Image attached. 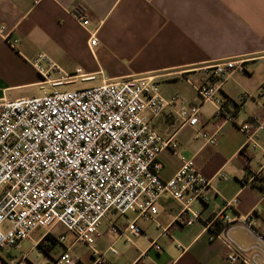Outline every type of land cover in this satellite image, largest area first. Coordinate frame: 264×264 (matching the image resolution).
<instances>
[{
    "label": "crops",
    "instance_id": "crops-1",
    "mask_svg": "<svg viewBox=\"0 0 264 264\" xmlns=\"http://www.w3.org/2000/svg\"><path fill=\"white\" fill-rule=\"evenodd\" d=\"M75 10L85 13L89 28L98 27L92 51L88 32L72 17ZM0 29V99L7 101L97 86L104 79L163 74L159 91L170 106L150 125L160 137L172 136L177 148L176 153L161 150L158 176L170 179L183 159H191L210 179L209 200L192 203L198 218L188 225L172 222L180 205L164 193L155 202L154 221L138 219L141 233L129 242L109 225L123 230L134 212L110 210L94 239L105 264H242L228 261L226 247L203 230L226 201L231 204L224 213L234 221L231 238L246 257L264 264V153L244 144L237 128L248 119L261 124L256 140L264 147V0H0ZM228 58L245 61L221 83L217 95L225 97L223 112L210 103L200 106L197 128L214 133V143L206 144L194 129L180 125L173 109L198 105L199 96L186 79L206 83L212 76L201 67ZM250 211L262 239L236 221ZM158 225L166 231L159 233ZM44 233L36 228L30 239L2 255L7 260L25 255V264H36L28 255L38 248L47 256L43 264H49L68 248L74 264H102L62 224ZM152 241L158 250L149 247ZM142 249L145 256H138Z\"/></svg>",
    "mask_w": 264,
    "mask_h": 264
},
{
    "label": "built area",
    "instance_id": "built-area-1",
    "mask_svg": "<svg viewBox=\"0 0 264 264\" xmlns=\"http://www.w3.org/2000/svg\"><path fill=\"white\" fill-rule=\"evenodd\" d=\"M72 17L88 32L87 44L92 51L98 27L89 28L90 21L80 10H75ZM244 61H211L201 67L210 70L212 76L206 83L194 84L186 79L200 102L191 108L173 109V113L181 126L194 129L206 144L214 143V133L197 128L200 106L210 103L217 113L223 112L225 97L217 95L221 83ZM162 75H129L104 79L97 86L12 101L0 99V264H25V255L7 260L2 252L30 239L36 228H42L45 236L58 223L74 241L90 250L96 262L105 264L102 253L94 247L100 220L110 210L121 215L134 212L123 230L109 225L111 231L132 242L141 233L137 220L154 221L155 202L164 193L180 205L172 222L188 225L198 218L192 203L208 201L211 186L210 179L196 170L192 160L183 159L166 181L158 176L161 150L169 147L176 153L177 148L172 136L162 138L150 125L170 106L159 91L158 78ZM226 120L232 121L233 116L227 114ZM260 127L252 119L237 125L244 144L264 153L256 140ZM230 204L224 202L203 230L208 231L209 240H218L226 247L228 261L256 264L230 236L234 221L224 213ZM236 221L247 233L263 238L253 211L238 216ZM158 227L159 233L166 231V227ZM149 247L159 249L155 241ZM108 250L115 252L112 247ZM146 250H140L138 256H145ZM75 260L66 248L49 264H74Z\"/></svg>",
    "mask_w": 264,
    "mask_h": 264
},
{
    "label": "rangeland",
    "instance_id": "rangeland-1",
    "mask_svg": "<svg viewBox=\"0 0 264 264\" xmlns=\"http://www.w3.org/2000/svg\"><path fill=\"white\" fill-rule=\"evenodd\" d=\"M28 247L27 242L26 243H21V248L23 250H26V248ZM28 259L31 260L32 262L36 263V264H43L44 260H47V256L44 252L39 251L38 248H35L34 250H32L29 255H28Z\"/></svg>",
    "mask_w": 264,
    "mask_h": 264
},
{
    "label": "trees",
    "instance_id": "trees-1",
    "mask_svg": "<svg viewBox=\"0 0 264 264\" xmlns=\"http://www.w3.org/2000/svg\"><path fill=\"white\" fill-rule=\"evenodd\" d=\"M46 249V248H45ZM47 250V249H46Z\"/></svg>",
    "mask_w": 264,
    "mask_h": 264
}]
</instances>
